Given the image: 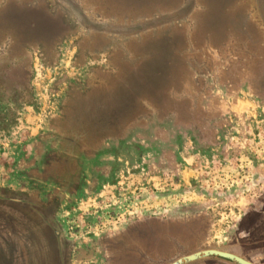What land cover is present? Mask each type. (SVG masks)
<instances>
[{
  "label": "rangeland",
  "instance_id": "obj_1",
  "mask_svg": "<svg viewBox=\"0 0 264 264\" xmlns=\"http://www.w3.org/2000/svg\"><path fill=\"white\" fill-rule=\"evenodd\" d=\"M262 77L264 0H0V264H264Z\"/></svg>",
  "mask_w": 264,
  "mask_h": 264
},
{
  "label": "water",
  "instance_id": "obj_2",
  "mask_svg": "<svg viewBox=\"0 0 264 264\" xmlns=\"http://www.w3.org/2000/svg\"><path fill=\"white\" fill-rule=\"evenodd\" d=\"M208 256L222 257V258L234 261L238 264H255L252 261L240 255H237L235 253H232L229 251H223L220 249H213V248L196 251L194 253L182 256L178 258L177 260L171 262L170 264H187L189 262H192V261L204 258V257H208Z\"/></svg>",
  "mask_w": 264,
  "mask_h": 264
},
{
  "label": "trees",
  "instance_id": "obj_3",
  "mask_svg": "<svg viewBox=\"0 0 264 264\" xmlns=\"http://www.w3.org/2000/svg\"><path fill=\"white\" fill-rule=\"evenodd\" d=\"M244 28H241V31L239 32L240 34H242V33H251L250 31H248L247 29H245V31L243 30ZM252 34V33H251ZM252 35H254V34H252ZM262 82H264V78L262 77ZM257 84H259L258 83V81H257ZM253 85H254V79H253ZM260 86V85H259ZM252 88L255 90V94L258 96V97H260V94H261V89L260 88H258V87H256V86H252ZM259 91V92H258ZM127 120L129 121V122H132V120L130 121V119L129 118H127ZM131 124V123H130ZM98 133H100V132H98Z\"/></svg>",
  "mask_w": 264,
  "mask_h": 264
},
{
  "label": "flooded vegetation",
  "instance_id": "obj_4",
  "mask_svg": "<svg viewBox=\"0 0 264 264\" xmlns=\"http://www.w3.org/2000/svg\"><path fill=\"white\" fill-rule=\"evenodd\" d=\"M207 249H210V248H207ZM213 249H218V248H213ZM202 250H204V249H202ZM221 250V249H220ZM197 251H200V250H197ZM223 251H226V250H223ZM196 252V251H195ZM229 252H231V251H229ZM192 253H194V252H192ZM232 253H234V252H232ZM191 254V253H190ZM235 254H237V253H235ZM188 255V254H187ZM237 255H239V254H237ZM185 256V255H184ZM241 256V255H240ZM182 257V256H181ZM208 257H218V256H208ZM243 257V256H242ZM180 258V257H179ZM204 258H206V257H204ZM218 258H221V259H224V260H227V261H230V262H234V261H231V260H228V259H225V258H222V257H218ZM178 259V258H177ZM176 259V260H177ZM202 259V258H201ZM199 260V259H198ZM175 261V260H174ZM196 261V260H195ZM173 262V261H172ZM193 262V261H192ZM189 263H191V262H189ZM234 263H236V262H234ZM170 264V263H169ZM188 264V263H187ZM236 264H238V263H236Z\"/></svg>",
  "mask_w": 264,
  "mask_h": 264
}]
</instances>
